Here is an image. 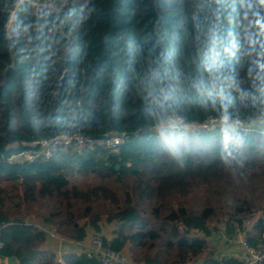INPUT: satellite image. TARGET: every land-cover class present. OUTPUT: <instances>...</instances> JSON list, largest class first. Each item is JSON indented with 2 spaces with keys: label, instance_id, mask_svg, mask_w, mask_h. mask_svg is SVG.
<instances>
[{
  "label": "trees",
  "instance_id": "obj_1",
  "mask_svg": "<svg viewBox=\"0 0 264 264\" xmlns=\"http://www.w3.org/2000/svg\"><path fill=\"white\" fill-rule=\"evenodd\" d=\"M18 1L0 0V264H102L42 249L30 215L76 242L106 215L134 264L197 257L221 210L228 232L261 212L245 239L264 243V0H30L8 34ZM64 132L90 142L22 156Z\"/></svg>",
  "mask_w": 264,
  "mask_h": 264
},
{
  "label": "built area",
  "instance_id": "obj_2",
  "mask_svg": "<svg viewBox=\"0 0 264 264\" xmlns=\"http://www.w3.org/2000/svg\"><path fill=\"white\" fill-rule=\"evenodd\" d=\"M227 123L231 125H242L240 120H234V122L229 123L227 117L217 118L210 117L207 123L203 124V127L215 126L218 124ZM185 121L183 118H176L173 122L169 123V128H177L178 126L184 125ZM186 125V124H185ZM126 141V133L120 132L105 141V144L109 148H117ZM90 142L82 134H71V133H61L51 139H43L41 141H36L33 143L35 146L33 151L23 152L22 156L30 161L34 162L39 158L49 159L53 155V151L57 146H71L78 145L82 146ZM52 237L57 234L54 231H49ZM264 236V233H263ZM1 247V243H0ZM243 253L239 259L240 264H264V243H262L258 248L251 246L246 239L242 240ZM85 252L89 258H96L102 264L120 263V264H134L127 256L121 251L114 247L107 246L103 238L96 237L91 240L90 243L86 245Z\"/></svg>",
  "mask_w": 264,
  "mask_h": 264
},
{
  "label": "rangeland",
  "instance_id": "obj_3",
  "mask_svg": "<svg viewBox=\"0 0 264 264\" xmlns=\"http://www.w3.org/2000/svg\"><path fill=\"white\" fill-rule=\"evenodd\" d=\"M230 214V211H219L216 216H214L208 222L210 234L205 235L201 231H192V234L204 236L206 238V248L197 257H194L191 260L183 261L180 264H197L203 262L204 259L208 256L218 257L227 255L240 259L243 253L242 240L246 238L247 232L252 229L253 224L261 216V212H254L237 216L236 219L232 220L231 222V224L233 225V232L227 231L226 223L230 219ZM238 220H242V226L239 225ZM27 221L35 223L39 227L44 224L41 217L35 215L28 216ZM117 226L118 222L116 220L108 221L107 216L103 215L98 227L95 228L89 226L87 228V242L90 243L91 240L96 237L104 238L106 240H112L116 236L115 231L117 229ZM51 229L54 231L53 228ZM121 251L131 262L135 263L134 259L132 258V251L128 246L121 249ZM141 263L144 264V262Z\"/></svg>",
  "mask_w": 264,
  "mask_h": 264
},
{
  "label": "crops",
  "instance_id": "obj_4",
  "mask_svg": "<svg viewBox=\"0 0 264 264\" xmlns=\"http://www.w3.org/2000/svg\"><path fill=\"white\" fill-rule=\"evenodd\" d=\"M41 228H43L47 233L46 240L42 243V249L55 252L59 259H61L62 255L66 252L79 254L84 252L86 249V245L88 244L87 238L81 242H76L72 240H66L61 236H59L58 234L55 237H52L49 234V231H53V230L49 225L42 224Z\"/></svg>",
  "mask_w": 264,
  "mask_h": 264
},
{
  "label": "water",
  "instance_id": "obj_5",
  "mask_svg": "<svg viewBox=\"0 0 264 264\" xmlns=\"http://www.w3.org/2000/svg\"><path fill=\"white\" fill-rule=\"evenodd\" d=\"M25 1L31 2L30 0H19L18 3L16 4L14 10L12 11L9 23L7 25L8 34L11 33V30L14 26V22H15L17 14H18L19 8H20L21 4ZM6 264H19V261L15 256H11V257H8L6 259Z\"/></svg>",
  "mask_w": 264,
  "mask_h": 264
}]
</instances>
